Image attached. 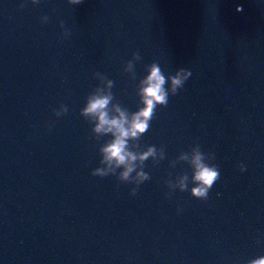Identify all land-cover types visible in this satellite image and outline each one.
I'll use <instances>...</instances> for the list:
<instances>
[{
	"label": "water",
	"instance_id": "1",
	"mask_svg": "<svg viewBox=\"0 0 264 264\" xmlns=\"http://www.w3.org/2000/svg\"><path fill=\"white\" fill-rule=\"evenodd\" d=\"M133 53L135 79L123 71ZM152 62L166 76L191 75L141 136L165 159L145 161L150 179L130 196L132 185L90 174L109 137L92 139L79 111L97 72L114 82V102L136 111L135 86ZM61 104L68 111L56 117ZM197 143L215 154L220 179L206 200L166 196V180L191 175L170 161ZM262 255L264 0H0V264H246Z\"/></svg>",
	"mask_w": 264,
	"mask_h": 264
},
{
	"label": "clouds",
	"instance_id": "2",
	"mask_svg": "<svg viewBox=\"0 0 264 264\" xmlns=\"http://www.w3.org/2000/svg\"><path fill=\"white\" fill-rule=\"evenodd\" d=\"M35 5L39 0H30ZM69 5H79L82 0H67ZM21 8L24 7L22 3ZM41 22H46L48 17L42 16ZM63 28V22H60ZM70 35L65 30L61 38ZM141 59L138 53H133L132 58L124 64L123 71L135 79L134 62ZM146 75L135 86V94L138 98L137 109L130 112L118 101L114 102V94L111 91L114 82L107 79L103 74L94 73L99 81L86 97L79 115L92 125L90 132L92 139L99 141L102 137H109L98 147V166L91 171L96 177L112 175L117 181L130 184L129 195L135 196L140 184L150 179L144 171L145 161L151 160L153 166L165 159L162 147L155 145L141 146V136L149 130L150 122L155 116L157 106L166 107L169 96L176 95L191 72L179 68L174 74L165 75L157 62L145 65ZM167 85V87H165ZM68 108L61 104L53 110L56 117L67 113ZM215 154L211 151H201L200 145L194 144L188 151H182L175 160L170 161L169 166L175 167L177 163H183L191 170V175L181 173L173 179L165 181L168 188L166 196H170L174 190L188 191L190 196L199 200H206L212 186L220 179L219 168L212 161ZM239 171H245V166L238 165ZM191 183V187H189ZM180 209L178 208L177 211ZM246 264H264V255L249 259Z\"/></svg>",
	"mask_w": 264,
	"mask_h": 264
}]
</instances>
